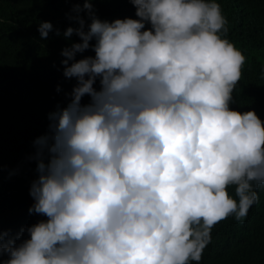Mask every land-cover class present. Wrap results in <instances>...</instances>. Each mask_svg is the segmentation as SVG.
<instances>
[{"label": "clouds", "instance_id": "clouds-1", "mask_svg": "<svg viewBox=\"0 0 264 264\" xmlns=\"http://www.w3.org/2000/svg\"><path fill=\"white\" fill-rule=\"evenodd\" d=\"M102 4L27 0L0 29L76 80L34 141L29 212L46 219L27 238L0 228V264H200L213 227L244 222L264 188V121L230 106L246 57L226 6ZM117 4L136 18L103 20Z\"/></svg>", "mask_w": 264, "mask_h": 264}, {"label": "trees", "instance_id": "trees-1", "mask_svg": "<svg viewBox=\"0 0 264 264\" xmlns=\"http://www.w3.org/2000/svg\"><path fill=\"white\" fill-rule=\"evenodd\" d=\"M25 1L0 0V29L15 22ZM218 1L231 16L226 38L237 42L246 57L230 106L241 112L255 110L264 121V0ZM96 4L101 8L102 0H96ZM127 13L117 4L108 15L104 12L103 20L136 18L132 12L118 17ZM0 53V228L13 237L24 229L22 238H27L26 229L46 219L29 212L34 202L29 190L38 176L37 162L32 159L36 151L34 141L47 133L49 113L69 102L67 94L76 80L64 77V58L45 60L38 53L34 63L29 60V53L17 55L1 43ZM80 55L94 52L89 49ZM95 87L99 88V80ZM88 100L85 96L82 102ZM257 192L259 200L244 222L230 216L213 227L211 242L205 247L200 264H264V188ZM4 259H8L7 254Z\"/></svg>", "mask_w": 264, "mask_h": 264}]
</instances>
